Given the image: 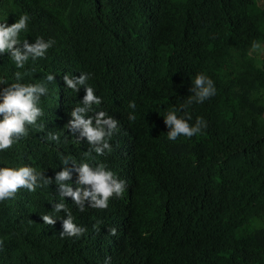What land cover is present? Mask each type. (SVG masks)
<instances>
[{
  "label": "trees",
  "instance_id": "1",
  "mask_svg": "<svg viewBox=\"0 0 264 264\" xmlns=\"http://www.w3.org/2000/svg\"><path fill=\"white\" fill-rule=\"evenodd\" d=\"M31 17L21 39L56 41L46 56L17 69L0 54V76L24 83L55 75L42 97V128H30L0 166L29 165L55 179L63 157L80 163L89 145L67 129L82 100L66 73H90L104 110L119 121L104 162L126 181L107 209L65 203L81 237L61 238L62 219L42 216L58 186L26 189L0 203V264H264V5L258 0H0V22ZM251 52V55L249 54ZM205 73L216 95L187 111L207 127L167 140L163 115L183 104L191 78ZM129 101L136 103L128 120ZM182 114V113H181ZM58 134L60 142L48 139ZM72 168L71 162L67 165ZM77 173L68 181L76 186ZM64 217L63 210H61ZM116 234H111V229Z\"/></svg>",
  "mask_w": 264,
  "mask_h": 264
},
{
  "label": "clouds",
  "instance_id": "2",
  "mask_svg": "<svg viewBox=\"0 0 264 264\" xmlns=\"http://www.w3.org/2000/svg\"><path fill=\"white\" fill-rule=\"evenodd\" d=\"M31 17L23 13L11 25L6 19L0 22V54L7 53L17 69H24L28 62L42 59L56 41L52 38L45 40L42 36L34 42L21 39V34L29 30ZM251 52H264V47L258 41L251 44ZM251 52L249 53L251 55ZM26 73L17 71L15 82L8 81L0 76V152L11 150L22 138L29 134L30 128H42L38 121L44 116L42 97L49 92L48 85L55 81V75L49 73L35 83H24ZM90 73L81 72L76 77L66 73L63 80L68 89L78 93L83 86L85 95L70 112L71 119L66 124L67 129L78 133V140L86 139L89 148L84 152L85 159L77 163L71 157H63L65 167L55 173V179L46 177L43 172L29 165L0 166V203L13 199L19 190L26 189L35 192L37 188L55 183L58 186L60 201L52 202V210L42 216L45 224L55 225L62 219L61 238H79L87 232V228L76 223L72 210L65 203V197H71L79 211L87 208L107 209L110 198L122 197L126 191V181L110 169L106 163L92 164L89 161L98 156L113 151L110 140L118 129L119 121L106 111L96 110L102 104V98L96 95L93 87L87 84ZM216 86L213 79L205 73H197L191 78V87L187 100L179 107L168 110L164 115V123L168 128L167 140L175 142L179 137L192 138L199 135L207 127L203 117H197L194 123L191 113L187 109L193 104H202L216 95ZM128 107L133 111L128 113V120L135 121L136 103L129 101ZM182 113V114H181ZM48 139L60 142L58 134H50ZM95 153L96 157L92 154ZM71 162L73 167L67 165ZM73 171L77 173L76 186L71 183ZM63 210L64 217H62ZM116 234V229H111ZM3 240H0L2 246Z\"/></svg>",
  "mask_w": 264,
  "mask_h": 264
},
{
  "label": "rangeland",
  "instance_id": "3",
  "mask_svg": "<svg viewBox=\"0 0 264 264\" xmlns=\"http://www.w3.org/2000/svg\"><path fill=\"white\" fill-rule=\"evenodd\" d=\"M260 5H264V0H258Z\"/></svg>",
  "mask_w": 264,
  "mask_h": 264
}]
</instances>
